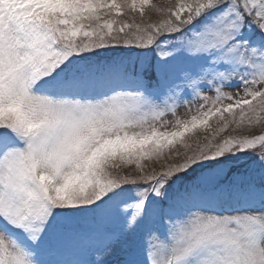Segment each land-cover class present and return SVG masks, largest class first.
<instances>
[{
  "label": "snow or ice",
  "instance_id": "obj_1",
  "mask_svg": "<svg viewBox=\"0 0 264 264\" xmlns=\"http://www.w3.org/2000/svg\"><path fill=\"white\" fill-rule=\"evenodd\" d=\"M0 264H264V0H0Z\"/></svg>",
  "mask_w": 264,
  "mask_h": 264
},
{
  "label": "rangeland",
  "instance_id": "obj_2",
  "mask_svg": "<svg viewBox=\"0 0 264 264\" xmlns=\"http://www.w3.org/2000/svg\"><path fill=\"white\" fill-rule=\"evenodd\" d=\"M153 2H155L157 4H160V5L163 6V5H166L169 2V0H153ZM184 112H185V109L184 108H181V109L178 110V113L181 116H183ZM257 133H258V130H257Z\"/></svg>",
  "mask_w": 264,
  "mask_h": 264
}]
</instances>
